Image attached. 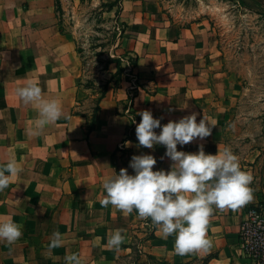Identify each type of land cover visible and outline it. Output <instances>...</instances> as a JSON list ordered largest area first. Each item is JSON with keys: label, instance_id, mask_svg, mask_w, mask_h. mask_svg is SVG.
<instances>
[{"label": "crops", "instance_id": "obj_1", "mask_svg": "<svg viewBox=\"0 0 264 264\" xmlns=\"http://www.w3.org/2000/svg\"><path fill=\"white\" fill-rule=\"evenodd\" d=\"M60 1L67 11L82 3ZM116 1L104 0L108 4ZM117 5L126 30L137 35L131 54L136 60L133 71L138 84L132 91L126 89L123 102L132 92V109L139 113L137 107H145L160 115L162 125L192 112L198 113L199 122V102L209 97L221 96L232 104L235 91L221 75L222 55L205 17L185 26L170 20L160 8V0H119ZM78 58L76 43L58 25L54 0H0V164L14 155L23 169L0 193V219L11 216L23 225L17 242L7 245L0 241V264H65V256L72 253L79 255L82 264H116V254L130 249L126 243L119 250L106 246L111 233L100 229L107 209L99 202L105 195L103 180L112 175V169L116 171L114 151L119 147L114 145L115 136L105 135L114 126L118 130L123 122L129 124V117L117 111L114 93L109 92L114 79L109 80L94 129L87 134L86 122L91 115L90 110L84 112L83 105L89 100L81 93L90 90L73 87L67 72L76 66L75 60L80 61ZM158 70L167 76L163 83L153 82V92L149 93L143 76L161 75ZM29 80L39 81L45 98L59 97L62 102L61 119L39 136L31 132L37 109L16 95V89ZM199 144L206 153L217 152L210 138L194 140L183 148L178 145L177 150L196 152ZM165 151L164 147L157 169L167 170L172 163L164 156ZM260 195L264 204V174ZM260 216L264 221V207ZM245 219L244 206L235 210L214 208L208 225L212 247L186 255L177 254L175 235L164 238L156 227L147 253L166 264H200L197 259L212 253L207 264H247L234 249ZM54 231L62 234L63 245L50 252Z\"/></svg>", "mask_w": 264, "mask_h": 264}, {"label": "rangeland", "instance_id": "obj_2", "mask_svg": "<svg viewBox=\"0 0 264 264\" xmlns=\"http://www.w3.org/2000/svg\"><path fill=\"white\" fill-rule=\"evenodd\" d=\"M54 7L61 31L74 40L79 51L80 61L76 63L75 60L76 66L67 72L72 76L73 87L78 85L90 90V93H81L82 97L89 100L83 105L84 112L90 110V115L92 114L103 86L108 84L111 75L116 72L114 64L106 65L108 60L121 58L123 81L118 86L113 80L109 92L114 93L117 111L126 113L128 103L123 102L126 89L132 91L130 85L138 84V76L130 64L134 59L131 47L137 35L126 30L125 23L119 19V6L108 4L104 0H82L79 6L67 11L64 2L54 0ZM160 8L170 20L178 24L189 26L202 17L210 24L213 41L222 55L219 70L222 77L233 86L235 94L231 105L224 102L221 96L209 97L200 101L199 105L202 116L207 118L210 126L214 125L212 134L207 138L214 142L216 150L217 147L222 149L230 146L239 157L241 167L252 174L250 187L253 190V200L244 205L246 219L238 230L234 249L247 264H264L263 253H255V257L252 255L255 252L253 242L259 236V229H254L251 225L257 219L255 212L261 214L262 211L260 179L264 174V158L260 163L257 160L264 156V0H160ZM167 69L164 71H168ZM158 71L161 75L143 76L147 79L143 85L149 93L153 92V82L158 84V80L160 83L165 81L167 75H163L162 70ZM137 109L140 112L146 110L145 107ZM152 114L154 118H160V115ZM140 119L141 117L137 124ZM127 125L128 121L123 122L118 130L114 126L111 133L107 131L105 136H115L114 145L122 146L120 143ZM155 131L159 133L160 129ZM134 142V145L131 143V146L124 147L134 149V155H154L157 160L154 169H157L164 147L156 145L154 149H147L139 146L135 132ZM117 157L118 171L127 168L129 174H134L128 167L130 161L121 153ZM106 209L107 213H103L102 221L104 226L100 229L104 232L109 230L110 233L115 229H124L126 245L123 243L121 247L125 245L130 248L116 254V264H156L147 257L148 237L154 236L156 228L151 221L140 219L135 210L126 215L112 205ZM101 214L98 211V216ZM260 219L262 220L261 216ZM214 254L201 257L196 263L207 264ZM159 261V264H166L163 260Z\"/></svg>", "mask_w": 264, "mask_h": 264}, {"label": "clouds", "instance_id": "obj_3", "mask_svg": "<svg viewBox=\"0 0 264 264\" xmlns=\"http://www.w3.org/2000/svg\"><path fill=\"white\" fill-rule=\"evenodd\" d=\"M16 95L24 104L37 109L31 132L39 136L47 126L57 122L63 115L62 102L57 98H45L38 80H29L16 89ZM140 122L135 128L138 145L154 149L162 145L164 156L172 162L169 169L154 170L157 160L152 154L133 155L128 167L103 180L104 197L102 207L114 206L124 214L134 210L138 217L150 220L164 238L175 235L177 254L207 252L212 247L208 237L210 217L215 209H238L253 200L250 187L253 177L241 167L239 157L230 146L217 147L215 154L206 153L199 144L196 152L177 150L194 140L203 141L212 134L214 125H209L203 115L197 122L198 113L169 120L161 124L162 118H154L150 110L138 113ZM160 129L159 133L155 130ZM125 146H131L126 142ZM164 157H161L163 159ZM23 171L15 156L0 164V193L7 189L14 178ZM23 225L11 216L0 219V241L12 245L23 235ZM125 230L111 232L107 247L119 250L125 242ZM63 245L62 234L54 231L50 238L49 251ZM65 264H82L78 254L65 256Z\"/></svg>", "mask_w": 264, "mask_h": 264}, {"label": "trees", "instance_id": "obj_4", "mask_svg": "<svg viewBox=\"0 0 264 264\" xmlns=\"http://www.w3.org/2000/svg\"><path fill=\"white\" fill-rule=\"evenodd\" d=\"M118 2H119V0H117L113 4H118ZM112 63L115 64L116 72L111 75L110 81L114 79L117 82L121 79V74L123 72L121 58H119V59L110 58L106 65L109 66ZM130 64H131V67L134 68L136 66V60L133 59ZM130 87L133 88L132 90H134L136 85L135 84L130 85ZM106 88H107V85H104L103 91L100 93V96L97 100V103L95 104L93 112H92V114L88 120V123L86 124L87 134L92 132V130L94 129L95 119H96L97 112L99 110L100 101L105 96ZM133 99H134V94L132 92H130L127 96V99H126V101L128 103L127 108H126V111H127L126 114L129 117V124L126 126V129H125V137L123 138L122 143H121L122 146L117 147L116 150L114 151V155L116 156V160L118 159V157H117L118 153H121L129 161L131 160V157L134 155V153L132 152L131 149L124 147L126 141H134L135 125L137 124V122H138L137 120L140 117L138 115V113L132 109ZM158 163H159V161H158ZM154 170H157V169H154ZM116 172L119 173L117 164H116ZM262 207H264V204H262ZM152 238L153 237H151V236L148 237V239H152ZM147 257L150 258L156 264L160 263V261L158 259H156L155 257H153L152 255H147Z\"/></svg>", "mask_w": 264, "mask_h": 264}, {"label": "built area", "instance_id": "obj_5", "mask_svg": "<svg viewBox=\"0 0 264 264\" xmlns=\"http://www.w3.org/2000/svg\"><path fill=\"white\" fill-rule=\"evenodd\" d=\"M254 216L257 217V219L254 220L253 223H251V225L254 229H257V228L259 229V236L253 242L254 248H255V252L252 253L253 257H255L254 256L256 255L255 253L259 254L260 252L264 254V222L260 219V214H258L257 212H255ZM244 229H245V226L243 225L242 230ZM241 234L243 233L241 232Z\"/></svg>", "mask_w": 264, "mask_h": 264}]
</instances>
